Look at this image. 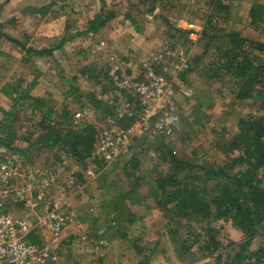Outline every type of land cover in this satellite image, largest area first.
<instances>
[{
  "label": "rangeland",
  "instance_id": "1",
  "mask_svg": "<svg viewBox=\"0 0 264 264\" xmlns=\"http://www.w3.org/2000/svg\"><path fill=\"white\" fill-rule=\"evenodd\" d=\"M150 3V0H0V32L9 38L39 50L57 46L56 41L66 35V31L73 37L48 57L25 56L18 47L0 38V88L19 79L23 80L19 87L24 88L36 78L37 84L29 93L44 97L57 113L67 111L71 117L68 125H81L83 121L75 125L72 118L84 109L92 113V123L102 131L114 117L109 113L105 116L101 109H96L86 95L93 94L110 109L118 105L120 113L113 114L121 119L120 122L125 121L123 105L129 100L125 96L132 97L140 85L148 87L150 81L145 75L154 71L167 81L172 92L170 102L178 117L176 129L168 135L154 128L162 113L149 119V127L140 126L141 122L134 123L135 140L131 156L127 158L137 155L139 165L135 176L139 177L138 182L127 176L129 168L123 169L126 157L114 162H88L81 169L59 151L28 158L5 150L0 154V166L6 164V157L15 158L11 166L18 175L13 181L15 189L27 191L24 183L38 179L37 168L50 182L49 195L47 192L43 198L50 204L46 209H42V203H36L37 208L31 213L29 203L22 201L23 205L17 202L10 213L26 218L36 242L48 244L52 240L47 230L51 224L50 206L58 202L57 211L65 219L55 261L51 264H99L98 258L102 259V264H222L235 250L236 245L232 244L241 241L240 233L227 219L180 221L182 230L193 232L191 239L197 234H210L220 244L213 254L195 246L180 257L164 233L166 215L155 206L151 192L155 180L167 171V165L160 159L165 150L196 164L223 165L234 154L229 146L235 141L238 120L264 117V90L259 94L261 99L254 94L249 100L237 101L228 84L205 79L204 70L220 41L218 38L209 46V37L202 33L203 27L215 25L210 35L233 30L245 38L264 41V23L259 28L247 25L250 6L264 4V0H223L228 11L218 16L212 14L209 0L159 2L152 14L148 12ZM47 5L51 6L45 16L37 13ZM99 9L114 12L115 19L97 34L78 35ZM127 15L128 20L125 19ZM210 17L215 24L208 23ZM131 19L136 21V26ZM179 47L192 49V61L177 75L175 71L182 61L177 53ZM198 56L199 59H193ZM93 67L96 72L90 74L98 75L96 81L80 75L82 68ZM99 69L108 71L110 78L114 71H119L122 77L130 79L128 87L131 88L123 90L121 79L107 80L97 73ZM73 77L77 79L73 81ZM70 87L78 88V93L71 92ZM9 104L0 94V107L7 108ZM15 111L20 113V127L34 121L24 100ZM61 121L64 123V118ZM17 144L26 147L25 143ZM126 208L134 215L133 224L125 222L128 218ZM92 219H96L95 223ZM262 242V235L256 237L250 249L258 248ZM201 243L199 241V246ZM136 246L141 252L135 251Z\"/></svg>",
  "mask_w": 264,
  "mask_h": 264
},
{
  "label": "trees",
  "instance_id": "2",
  "mask_svg": "<svg viewBox=\"0 0 264 264\" xmlns=\"http://www.w3.org/2000/svg\"><path fill=\"white\" fill-rule=\"evenodd\" d=\"M150 1L148 12L152 14L160 3L164 4L168 0ZM209 1L213 15L218 16V13L225 14L228 11L223 0ZM50 6H43L37 13L45 16ZM115 17L114 12L99 9L87 21L84 31L77 34L80 36L97 34ZM247 17L248 26L259 28L264 23V4L253 3L248 10ZM129 18L128 15L125 17L126 20ZM131 23L136 26V21L133 19ZM208 23L215 24L216 22L210 17ZM214 28L215 25L205 26L202 32L205 37H209V46L218 38L220 41L216 43L215 53L204 70L205 79L208 82L218 81L224 85L228 84L237 101L249 100L254 94H258L261 99L259 94L264 90V41L245 38L240 32L233 30L224 31L220 35H210ZM66 32L60 40H55L58 42L57 46L39 50L27 47L20 40L9 38L1 32L0 38L18 47L25 56L48 57L54 50L61 48L64 42L73 38ZM189 51L187 65H190L192 61L190 57L192 49ZM193 59H199V56ZM95 69L96 67L82 68L80 75L96 81L98 75L93 77V74H90L96 72ZM97 73L107 80L112 77L122 79L119 71H114L111 78L106 70L99 69ZM76 79L73 77V81ZM20 81L23 82L19 79L16 83L0 88V94L11 103L7 108L0 107L2 115L0 148L12 155L19 153L26 158L59 151L67 155L81 169H84L88 162L95 163L97 160L101 163L105 162L96 154L99 130L92 121L85 120L81 125L74 127L68 125L71 117L69 118L67 111L62 110L61 113H57L54 106L44 97L29 93V90L37 84L36 78L24 88L19 87ZM70 88L71 92L78 93V88ZM126 91L122 93L125 94ZM125 97L129 99L126 102L135 107V113L132 118L117 121V124L124 128L133 123L138 113V102H135L130 95ZM86 99L95 105L96 109H101L105 116L109 113L115 117L116 113H120L118 105L115 104L110 109L93 94H87ZM23 100L30 109L34 121L25 127H20V113L15 109ZM62 118L65 124L61 121ZM237 125L235 141L229 146L234 150V154L223 165L196 164L178 157L169 149L165 150L160 158L167 165V171L155 180L151 198L157 209L166 215L164 233L169 237V242L180 257L191 252L195 246L200 250L204 248L208 254H213L218 251L220 245L210 234L204 236L197 234L191 239L190 233L193 232L182 230L180 221L197 219L213 222L227 219L240 233L241 241L238 244H232L236 245L235 250L230 252L222 264H264V117L241 118ZM23 128L25 132H21ZM174 129L176 126L173 127V131ZM19 142L25 143L26 147H19L17 144ZM125 160L123 169L127 171L129 168L130 170L127 176L133 182H138L139 177L135 176V170L139 165L137 155ZM126 213L127 221H121L133 224V213L127 208ZM92 220L95 223L96 219ZM261 235L263 236L262 244L254 250L250 249L252 241ZM28 240L31 243H38L34 231L31 232ZM199 241L202 242V246H199ZM135 251L141 252V249L136 246ZM98 262L102 264V259L98 258Z\"/></svg>",
  "mask_w": 264,
  "mask_h": 264
},
{
  "label": "built area",
  "instance_id": "3",
  "mask_svg": "<svg viewBox=\"0 0 264 264\" xmlns=\"http://www.w3.org/2000/svg\"><path fill=\"white\" fill-rule=\"evenodd\" d=\"M189 50L190 48H177V53L182 61L175 74L178 75L179 70L187 67ZM145 78L150 81V85L148 87L140 85L141 87L135 88L136 91L132 95L135 102H138L137 118L132 125L125 128L120 127L117 121L119 122L121 119H117L115 116L108 120L105 129L98 132L96 154L106 162H114L130 155L132 141L135 140L134 123L141 122L140 126L149 127V119L162 113L163 116L159 117L154 128L164 135L170 134L177 124L178 117L174 114L170 102L172 92L168 89L167 81L154 71H148ZM130 82L129 78L122 77V89L129 91L128 88L131 87H128V83ZM123 107H125L124 119L132 118L135 107L128 102H125ZM73 118H75L74 124L78 125L81 121H92V113L83 109L75 113ZM3 152L4 149L0 148V154ZM6 159V164L0 166V264H51L55 261V250L58 247V239L65 219L57 211L58 202H54L50 206L52 212L48 216L51 218V224L47 230L52 234V240L48 244L29 242L28 238L33 232L29 222L26 218H17L10 213L17 202L23 205L22 201L29 203L28 205L32 208L31 213L39 203L43 204L42 209H46L50 204L43 201V198L48 192L50 182L43 178L42 170L37 168L35 170L38 179L33 178L24 183L27 191L26 189L23 191L15 189L13 181L17 179L18 175L15 170L11 169V166H14L15 158L10 156ZM59 205L62 206L61 203Z\"/></svg>",
  "mask_w": 264,
  "mask_h": 264
}]
</instances>
